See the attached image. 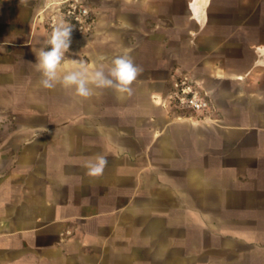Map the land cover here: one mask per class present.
Here are the masks:
<instances>
[{"label":"crops","instance_id":"obj_1","mask_svg":"<svg viewBox=\"0 0 264 264\" xmlns=\"http://www.w3.org/2000/svg\"><path fill=\"white\" fill-rule=\"evenodd\" d=\"M48 1L0 0V264H264L249 243L264 234L231 225L264 217V0H83L95 28L72 31L59 74L130 53L143 71L123 99L39 86L63 21ZM177 69L217 124L169 106ZM96 154L108 164L92 177Z\"/></svg>","mask_w":264,"mask_h":264},{"label":"clouds","instance_id":"obj_2","mask_svg":"<svg viewBox=\"0 0 264 264\" xmlns=\"http://www.w3.org/2000/svg\"><path fill=\"white\" fill-rule=\"evenodd\" d=\"M124 27L131 28L125 24ZM73 25L64 21L59 22L43 44L50 45L49 50L41 47L37 54V67L41 73L39 86L44 89H52L58 83L65 88H74L78 97L87 99L93 95L92 88H110L117 94L118 99L125 95L133 94L132 85L142 73L143 69L137 66L130 53L115 56L111 59L107 69L104 63H99L93 69H89L82 60H73L71 70L60 75L62 62L65 53L69 51ZM105 57L101 56L100 61ZM108 164L107 157L103 154H96L90 157L85 167L87 175L92 177L101 176Z\"/></svg>","mask_w":264,"mask_h":264},{"label":"built area","instance_id":"obj_3","mask_svg":"<svg viewBox=\"0 0 264 264\" xmlns=\"http://www.w3.org/2000/svg\"><path fill=\"white\" fill-rule=\"evenodd\" d=\"M50 12V26L57 20L67 21L73 25V32L79 36H89L95 28L91 10L83 0H49L42 12ZM170 107L177 112H185L187 119L199 123L217 124V110L210 93L203 89L193 75L182 70H175L166 95Z\"/></svg>","mask_w":264,"mask_h":264},{"label":"rangeland","instance_id":"obj_4","mask_svg":"<svg viewBox=\"0 0 264 264\" xmlns=\"http://www.w3.org/2000/svg\"><path fill=\"white\" fill-rule=\"evenodd\" d=\"M231 225L233 227H235L238 230H245V231H249V232H255V234H260L262 236V234H264V217H260V216H246V217H242V216H235V217H231ZM207 227H211V224L207 225ZM227 236V235H224ZM236 238H239V236L237 235H232ZM242 238V237H241ZM249 243L256 245V251L258 252H262L264 253V243H262V239L261 237L258 240H251L249 241ZM248 253L247 249L241 250L239 251L237 254L240 257L245 256ZM217 254V253H214ZM219 255H222V250H219Z\"/></svg>","mask_w":264,"mask_h":264}]
</instances>
